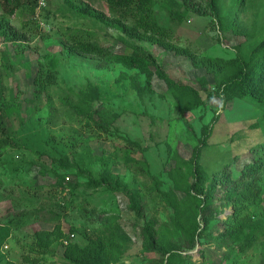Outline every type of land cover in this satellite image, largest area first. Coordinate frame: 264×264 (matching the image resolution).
Masks as SVG:
<instances>
[{
	"label": "rangeland",
	"instance_id": "obj_1",
	"mask_svg": "<svg viewBox=\"0 0 264 264\" xmlns=\"http://www.w3.org/2000/svg\"><path fill=\"white\" fill-rule=\"evenodd\" d=\"M4 1L0 0V18L17 28L22 39L19 42L0 40V59L7 67L6 76L1 79L0 96L20 105V116L24 121L20 122L19 115L14 114L13 118L0 122V128L3 127L18 144V148L0 147V225L10 229L0 245V264L8 261L70 264L65 245L71 242L82 248L90 239L103 235L105 225L118 226L125 235L122 257L112 264H155L157 254L142 251L140 231L147 222L159 225L171 221L173 209L158 190L151 188L152 177L157 179L161 191L172 188L168 171L175 161L170 157L167 145L176 148L182 157L189 158L202 126L210 125L211 136L202 149L200 163L212 172L225 162H234L243 152L236 165L240 169L250 160L248 149L264 139L263 128L251 127L258 122L261 109L248 97L224 102L225 99L212 88L213 72L208 70L217 66V59L230 70L238 55L234 45L244 37L220 29L217 22L213 26L209 15L193 13L181 24H172L168 9H159L160 22L167 20L169 26L172 24L173 32L165 34L160 43L150 39L136 41L155 55L172 78L199 88L204 102L187 113L195 130L192 134L179 118L162 79L153 76L151 86L156 94L149 96L147 93L139 98L131 85L133 71L120 69L117 65L100 66L91 52L79 53L75 44L65 37L68 28L74 32L73 42L79 31H84V47L91 43L93 47L99 46L114 54L130 53L131 48L119 39L118 31L90 18H75L62 0H42L44 5L34 14L28 8L17 6L8 14L4 10ZM75 1L88 3L106 17L114 15L105 0ZM238 20L250 36L241 47L242 55L247 56L254 43L264 35V0L250 1L247 11ZM50 53L55 57L49 58L47 54ZM122 72L127 77L120 78ZM199 77L206 78L204 84ZM37 81L43 83L41 91L35 89ZM88 81L99 92L92 105V114L107 126V131L84 125V119L77 118L65 105L64 99L74 101ZM212 92L213 97L207 98ZM125 137L140 141L147 168H138L136 173L125 166L120 156V149L126 146ZM133 155L142 158L140 152ZM64 156L94 176L102 171L99 159L102 156L112 158L113 173L139 188L142 214L129 209L124 191L89 188L84 177H77L75 167L60 168L59 160ZM53 169L65 173L60 184ZM75 182L79 185L72 189L70 184ZM221 193L217 192V200L206 210V216L214 217L208 229L213 235L224 229L229 217L235 215L242 223L260 209L253 195L243 201L242 208L237 211L230 204L222 207L219 205ZM178 194L185 195L184 192ZM183 204L199 206L197 201L188 198L183 199ZM203 216V213L197 216L200 229L205 227ZM56 224L60 225L63 236L54 238L52 245L39 249L34 233L50 231ZM71 225L75 231L70 230ZM207 241L198 242L193 249L183 252L190 255L189 264H264V234L241 251H228Z\"/></svg>",
	"mask_w": 264,
	"mask_h": 264
},
{
	"label": "trees",
	"instance_id": "obj_2",
	"mask_svg": "<svg viewBox=\"0 0 264 264\" xmlns=\"http://www.w3.org/2000/svg\"><path fill=\"white\" fill-rule=\"evenodd\" d=\"M62 1L75 18H90L115 29L121 34L118 35L119 39L123 43L126 42L131 48L130 53L114 54L110 50L99 46L93 47L89 43V47H93L89 49V47L83 46L85 32L79 31V35L73 42L74 32L71 33V29L68 28L65 37L75 44L74 46L80 51L79 53L91 52L90 54L98 59L100 66L117 65L120 69L133 71L134 74L130 76L131 85L136 90L139 98L147 93L149 96L156 94L151 86L153 76L162 79L167 85L168 94L175 103L179 118L192 134L195 133V130L187 118V113L204 102L199 88L172 78L164 70L155 55L142 44H137L136 41L138 39H150L152 42L160 43L163 41L165 34L173 32L172 24H181L193 13L203 16L209 15L212 17L210 21L213 26L217 22L220 29L244 37L243 40L234 45L236 51L238 50V55L230 70L226 69L224 62L220 59L216 60L217 66L215 68L208 70L213 72L214 85L212 88L217 91L221 98L225 99H222L224 102L227 103L235 98L248 97L261 109L258 122L251 125V127L256 126L255 129H264V35L254 43L247 56L241 53V47L247 37L250 36L246 35L245 28L242 27V23L239 22L238 18L242 17V14L247 11L252 0H201L199 2L193 0H105L108 3L110 12L114 14L112 18L95 11L88 3H77L75 0ZM3 6L8 14L13 12V7L28 8L31 14H34L37 0H13L12 3L10 0H5ZM159 9H168V19L172 22L171 26L167 24V20H164V23L160 22ZM10 26L8 21L0 18V40L3 42H19L22 39L20 38L22 37L20 31ZM47 56L49 58L55 57L51 53ZM0 66L3 68V72H0L1 84V79L6 76L7 69L1 59ZM141 76L143 79H141ZM124 77H127V75L122 72L120 78ZM199 78L204 84L206 78ZM36 83L35 89L41 91L43 89L42 81ZM213 95L214 92L208 93L207 98H211ZM98 96L97 87L91 81H88L86 86L78 91L74 101L64 99V102L67 109L77 118L84 119V125L89 124L93 126L94 130L102 132L107 131V126L95 119L92 114V105ZM14 114L19 115L20 122L24 121V118L20 116V105L14 100L6 99L1 95L0 122L6 118H13ZM210 136V125H203L196 137V145L193 147L189 158L182 157L176 148L170 144L167 145L169 155L175 161L173 167L168 171V176L172 181L171 189L161 191L157 185V179L152 177L151 174L149 175L153 179L151 188L158 190L167 205L173 209L169 224L156 225L154 222H147L140 231L142 251L156 253L155 264H189L191 257L183 252L193 249L198 242L203 244L205 240L215 243L218 247H225L228 251H241L264 234V177H262L264 175V140L262 143H257V145L255 144V146L248 149L250 160L245 162L240 169L236 165L240 159V154L243 152L235 157L234 162H225V165L208 172L205 166L200 163V159L202 149L207 146V139ZM124 140L126 146L120 149L122 150L120 156L125 166L133 169L136 173L138 168H147L140 141L128 137H125ZM4 145L18 148L15 139L6 134L2 127L0 128V147ZM135 152H140L142 158L135 157L133 155ZM111 159L105 156L99 159L102 171L98 176L81 169L65 156L59 160V165L60 168L64 169L75 167L77 177H84L85 185L89 188L103 187L112 192L124 191L129 200V209L141 215L142 203H140L141 192L139 188L137 185L131 186L126 183L120 174L113 173L111 169L113 161ZM52 173L58 184L65 178V173L56 172L55 169L52 170ZM78 185L79 183L75 182L71 183L70 187L75 189ZM181 192H184V197L178 194ZM217 192H222L219 204L222 207L230 204L237 211L242 208V202L253 195L255 204L260 209L251 213L242 223L241 219H238L235 215L229 217L224 223V229L217 235H213L208 229L211 227L209 222L214 220V217L206 216V210H209V207L215 203ZM182 198L197 201L199 206H186L183 204ZM199 213H203L202 218L205 220V227L202 229H200V223L197 219ZM70 230L75 231V227L71 225ZM9 232L8 227L0 225V245L5 237L9 235ZM34 235L39 249L52 245L54 238L58 239L63 236L59 224L54 225V228L50 231L39 230ZM124 236L118 226L105 225L103 235L90 239L82 248L68 242L65 245V252L70 264L116 263L121 259L124 251ZM6 264L16 263L8 261Z\"/></svg>",
	"mask_w": 264,
	"mask_h": 264
},
{
	"label": "clouds",
	"instance_id": "obj_3",
	"mask_svg": "<svg viewBox=\"0 0 264 264\" xmlns=\"http://www.w3.org/2000/svg\"><path fill=\"white\" fill-rule=\"evenodd\" d=\"M44 5V2L41 0V1H37V7H36V11L41 9V7ZM264 140V139H263Z\"/></svg>",
	"mask_w": 264,
	"mask_h": 264
},
{
	"label": "built area",
	"instance_id": "obj_4",
	"mask_svg": "<svg viewBox=\"0 0 264 264\" xmlns=\"http://www.w3.org/2000/svg\"><path fill=\"white\" fill-rule=\"evenodd\" d=\"M66 243V242H65Z\"/></svg>",
	"mask_w": 264,
	"mask_h": 264
}]
</instances>
